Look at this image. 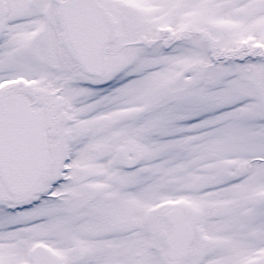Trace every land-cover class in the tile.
I'll use <instances>...</instances> for the list:
<instances>
[{
    "label": "snow or ice",
    "instance_id": "6c2138e0",
    "mask_svg": "<svg viewBox=\"0 0 264 264\" xmlns=\"http://www.w3.org/2000/svg\"><path fill=\"white\" fill-rule=\"evenodd\" d=\"M0 264H264V0H0Z\"/></svg>",
    "mask_w": 264,
    "mask_h": 264
}]
</instances>
